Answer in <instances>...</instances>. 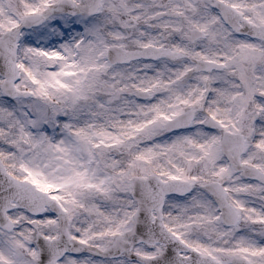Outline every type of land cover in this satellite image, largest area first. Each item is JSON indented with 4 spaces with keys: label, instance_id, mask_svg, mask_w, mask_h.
<instances>
[{
    "label": "snow or ice",
    "instance_id": "6c2138e0",
    "mask_svg": "<svg viewBox=\"0 0 264 264\" xmlns=\"http://www.w3.org/2000/svg\"><path fill=\"white\" fill-rule=\"evenodd\" d=\"M0 264H264V0H0Z\"/></svg>",
    "mask_w": 264,
    "mask_h": 264
}]
</instances>
